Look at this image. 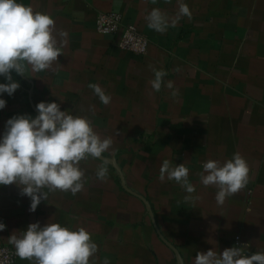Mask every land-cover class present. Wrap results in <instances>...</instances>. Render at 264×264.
<instances>
[{
	"label": "crops",
	"instance_id": "obj_1",
	"mask_svg": "<svg viewBox=\"0 0 264 264\" xmlns=\"http://www.w3.org/2000/svg\"><path fill=\"white\" fill-rule=\"evenodd\" d=\"M50 14L67 45L52 69L13 71L20 87L0 94V139L8 119L38 115L40 102L86 116L112 147L101 159L81 162L83 191L49 193L35 212L20 188L0 185V244L30 223H60L91 233L98 251L91 264H194L197 252L218 253L244 244L245 254L264 252V0H181L192 18L161 33L145 17L159 8L168 18L178 0H17ZM116 11L148 37L147 54L118 46V36L97 31L99 13ZM153 69L165 70V86L152 89ZM0 76V83H6ZM111 97L104 105L88 85ZM175 91L177 95L173 96ZM240 153L250 167L246 188L217 205L214 186L200 183L202 164ZM167 159L185 164L198 199L175 181L161 182ZM106 180L96 178L105 163ZM44 191H48L44 189ZM14 248V247H13ZM18 264H30L17 258Z\"/></svg>",
	"mask_w": 264,
	"mask_h": 264
},
{
	"label": "clouds",
	"instance_id": "obj_2",
	"mask_svg": "<svg viewBox=\"0 0 264 264\" xmlns=\"http://www.w3.org/2000/svg\"><path fill=\"white\" fill-rule=\"evenodd\" d=\"M185 16L191 19V10L178 0L175 17L170 19L159 8H153L145 19L148 28L163 33L169 27H176ZM67 42L68 33L56 29L50 14L34 11L17 0H0V76L7 81L0 83V94L12 96L20 87L13 81V71L23 76L29 68L36 73L52 69ZM153 72L150 83L154 91L159 92L162 86L173 89L171 81L164 82L165 70L153 69ZM88 87L102 104L111 102V97L98 84L90 83ZM172 95L177 93L173 91ZM5 106L6 101L0 99V109ZM36 109L38 115L34 118L16 115L8 119L0 139V185H17L21 195L30 198V212H35L42 200H48L49 193L76 195L83 191L86 180L81 162L89 157L101 159L113 144L111 137L102 138L94 130L86 116L62 111L56 102H40ZM202 169L200 183L217 189L215 200L220 206L249 183L250 167L240 153L223 163L208 160ZM95 176L100 181L106 180V161L97 168ZM188 177L189 168L184 163L173 167L165 159L158 179L175 181L188 194L185 200L194 201L198 197L192 195L196 189ZM5 228L0 222V231ZM8 242L14 247V254L30 264H91L98 251L91 233L84 227L73 229L60 223L48 222L43 227L39 222L30 223L26 231L13 232ZM104 264L109 262L105 260ZM194 264H264V252L248 255L244 247L226 248L221 253L212 249L197 252Z\"/></svg>",
	"mask_w": 264,
	"mask_h": 264
},
{
	"label": "built area",
	"instance_id": "obj_3",
	"mask_svg": "<svg viewBox=\"0 0 264 264\" xmlns=\"http://www.w3.org/2000/svg\"><path fill=\"white\" fill-rule=\"evenodd\" d=\"M96 26L99 33L118 36V46L124 50L138 55L147 54L149 51L150 41L148 37L136 24L126 23L125 16L121 12L99 13ZM244 244L240 240L236 241L237 247H244ZM17 258L13 247L0 244V261H4V264H18Z\"/></svg>",
	"mask_w": 264,
	"mask_h": 264
}]
</instances>
